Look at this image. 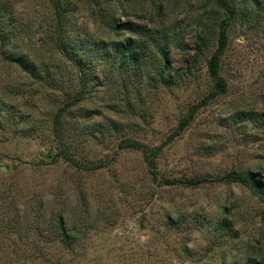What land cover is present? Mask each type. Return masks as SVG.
<instances>
[{"label": "rangeland", "instance_id": "374dc122", "mask_svg": "<svg viewBox=\"0 0 264 264\" xmlns=\"http://www.w3.org/2000/svg\"><path fill=\"white\" fill-rule=\"evenodd\" d=\"M6 1L16 12L15 45L42 74L34 77L0 55V186L7 189L0 264H244L264 256V205L241 183L216 179L232 170L264 173L263 2H242L230 21L220 70L226 94L200 106L174 136L190 108L212 91L207 60L224 18L215 1L63 0L81 38L109 48L118 40H150L157 30L170 39L163 60L151 41L139 64L101 57L82 107L64 117L73 153L85 164L102 163L81 170L42 163L56 146L52 121L65 92L80 89L77 69L49 31L50 0H0ZM112 13L139 28L112 30L103 21ZM200 37L203 52L194 61ZM191 63L192 74L183 73ZM126 137L162 146L157 179L140 150L119 147ZM197 176L208 181L165 184ZM60 212L75 236L68 245L55 227ZM225 218L234 231L222 226Z\"/></svg>", "mask_w": 264, "mask_h": 264}, {"label": "trees", "instance_id": "16d2710c", "mask_svg": "<svg viewBox=\"0 0 264 264\" xmlns=\"http://www.w3.org/2000/svg\"><path fill=\"white\" fill-rule=\"evenodd\" d=\"M216 7L220 10L224 18L219 24L217 47L207 60V70L209 77L213 81L212 91L200 103L190 108L189 112L180 120L174 136L179 135L184 131L191 121L194 119L197 109L207 104L211 98L226 94L228 85L224 77L221 75V59L228 45V27L232 17L238 10L239 4L247 0H214ZM255 3H264V0H254ZM52 13V23L48 25L49 31L54 35V43L59 52L68 59L72 65L77 69L79 76L80 89L76 93L65 92L63 104L58 108L53 117V134L56 140V146L51 150L47 162L45 164H53L59 161L66 162L74 168L98 169L101 168L100 164H85L80 157L76 156L71 150L70 143L65 137V123L64 117L75 113L77 108L82 107V102L86 99L87 88L89 82L98 80L99 74L97 73V65L101 62V57L106 60L129 58L132 63L139 64L142 58L146 57V51L149 47V42L153 44L160 52L161 60L167 58L170 43L169 37L166 33L157 30L156 35L150 37V40L140 39L138 42L133 41L131 38L126 40H118L114 42V47H108L107 42L98 40L94 37L81 38V32L73 30L69 24L68 10L66 9L63 0H50ZM101 19V11H100ZM101 21V20H100ZM103 21L107 27L121 33L125 31H133L139 27L135 26L132 22L121 21L113 13L109 17H103ZM19 27L17 26L16 12L13 5L9 2H0V55L10 63L16 64L25 72L34 77L41 76L42 72L37 69V64L31 60L28 54L24 53L18 45H15L19 34ZM204 37H200L196 45V52L193 60L196 61L199 55L203 52ZM112 44V45H113ZM102 55V56H101ZM122 61V62H123ZM194 63L189 64L182 72L185 74H192ZM163 70L160 72V77L165 80V69H168L167 62L163 64ZM170 79V78H169ZM1 96V95H0ZM5 101L0 98V113L3 111ZM89 113V112H88ZM87 117L88 114H86ZM101 132V129H99ZM103 131V130H102ZM119 147L131 148L140 150L145 162L149 168L153 179H157V158L161 153L162 146L150 147L140 140L133 137H126L120 140ZM217 180L226 182L241 183L248 188L264 205V173H259L254 170L241 172L232 170L224 175L218 176ZM208 181L206 177H189L174 180H165V184H182L187 187H195ZM7 189L0 186V202L5 198ZM170 219V217L168 216ZM172 222V220H171ZM171 222H169L171 224ZM222 226H225L229 231L233 230V224L227 218L222 219ZM55 227L57 234L60 236V241L68 245L75 236L70 234L64 212L58 213L55 220ZM233 234V232H232ZM220 264H231L227 261H222ZM237 264V263H232ZM244 264H264V256L261 258L249 257Z\"/></svg>", "mask_w": 264, "mask_h": 264}]
</instances>
